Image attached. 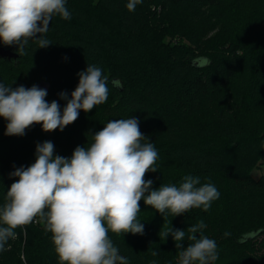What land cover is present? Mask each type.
Segmentation results:
<instances>
[{"label":"trees","instance_id":"1","mask_svg":"<svg viewBox=\"0 0 264 264\" xmlns=\"http://www.w3.org/2000/svg\"><path fill=\"white\" fill-rule=\"evenodd\" d=\"M127 3L66 0L71 19L52 18L46 48L29 41L19 56L0 43L18 54L0 55V84L47 80L45 99L61 110L59 94L71 98L87 64L109 78L106 102L81 110L63 131L35 124L7 136L0 117V207L18 179L10 173L35 162L38 143L51 141L55 155L70 158L108 121L136 118L159 154L157 171L145 176L153 188L192 175L220 195L206 211L166 218L141 200L143 235L108 233L119 254L128 264H178L174 240L160 230H185L187 246V227L203 221V235L217 243L215 264H264V172H253L264 161V0H142L132 12ZM15 231L0 264H60L38 218Z\"/></svg>","mask_w":264,"mask_h":264},{"label":"clouds","instance_id":"2","mask_svg":"<svg viewBox=\"0 0 264 264\" xmlns=\"http://www.w3.org/2000/svg\"><path fill=\"white\" fill-rule=\"evenodd\" d=\"M140 3L142 0H128L126 7L132 12ZM57 15L71 19L66 0H0V43L16 46L19 56L26 54L29 41L46 48L52 42L45 36ZM78 76L71 98L66 92L59 94L66 101L62 110L56 100L49 103L45 99L46 89L0 84V117L7 121L4 134L23 136L35 124L44 132L63 131L81 110L87 113L106 102L109 78L100 67L87 64ZM54 152L51 141L38 143L35 162L10 173L18 179L0 207V250L16 237L17 228L38 218L52 234L60 264H128L108 233L143 235L144 225L137 220L141 200L166 218L194 208L206 211L220 195L213 184H201L192 175H185L179 186L153 188V180L145 176L157 171L154 165L159 154L140 131L136 118L108 121L92 135L90 146H77L70 158ZM205 227L203 221L187 227L191 241L187 246L183 243L185 230L171 226L160 230L159 237H172L179 250L178 264H215L217 243L203 235Z\"/></svg>","mask_w":264,"mask_h":264},{"label":"water","instance_id":"3","mask_svg":"<svg viewBox=\"0 0 264 264\" xmlns=\"http://www.w3.org/2000/svg\"><path fill=\"white\" fill-rule=\"evenodd\" d=\"M0 55L2 57H8V58H12V57H17L18 54L13 51L11 48H5L3 46L0 47ZM33 85H36L38 86L39 88H42V89H46L47 90V93L48 91L50 90V87H51V83L47 80H41L37 83H34V84H31L28 86V88L32 87Z\"/></svg>","mask_w":264,"mask_h":264},{"label":"rangeland","instance_id":"4","mask_svg":"<svg viewBox=\"0 0 264 264\" xmlns=\"http://www.w3.org/2000/svg\"><path fill=\"white\" fill-rule=\"evenodd\" d=\"M254 174L259 175L264 172V161L260 163V167L254 169ZM264 236V235H263Z\"/></svg>","mask_w":264,"mask_h":264}]
</instances>
